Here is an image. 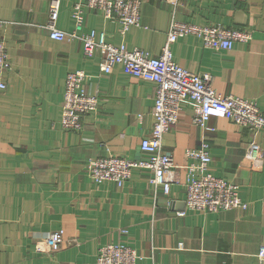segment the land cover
Masks as SVG:
<instances>
[{
  "label": "crops",
  "instance_id": "0c3cea01",
  "mask_svg": "<svg viewBox=\"0 0 264 264\" xmlns=\"http://www.w3.org/2000/svg\"><path fill=\"white\" fill-rule=\"evenodd\" d=\"M139 27L124 35L119 26L85 0H61L57 28L69 34L75 3L82 4L80 34L105 33L114 45L158 56L172 17L200 26L244 29L248 42L230 50L205 48L195 36L171 44L183 69L207 74L221 95L252 100L264 111V0H141ZM49 0H0L2 38L11 68L0 89V264H95L99 247L125 243L137 264H264V130L251 131L229 120L192 124L194 104H181L177 123L162 148L175 165L167 192L149 183L151 172L136 168L118 188L95 183L90 159L115 155L133 161L147 154L141 139L150 132L155 84L132 77L116 64L100 70L98 54L83 56L82 43L53 40L45 29ZM87 74L85 91L98 108L76 133L60 126L64 83L69 71ZM204 139L210 171L238 186L247 208L217 213L187 209L188 149ZM63 231L61 248L45 252L43 240Z\"/></svg>",
  "mask_w": 264,
  "mask_h": 264
},
{
  "label": "built area",
  "instance_id": "2783aa9c",
  "mask_svg": "<svg viewBox=\"0 0 264 264\" xmlns=\"http://www.w3.org/2000/svg\"><path fill=\"white\" fill-rule=\"evenodd\" d=\"M175 3V0H165ZM61 0H49L48 19L45 29L53 40L66 38L79 40L83 56L91 58L98 54L102 59L100 70L108 74L113 65L144 81L155 84V97L152 111L153 122L150 132L141 139V150L147 154L142 160L133 161L124 157L108 155L90 159L86 172L97 184L114 182L121 188L131 177L133 169L142 168L151 172L149 183L161 187L165 192L176 181L175 165L171 155L162 148L164 135L177 123L182 102L194 104L192 124L204 131L210 118L226 119L251 131L264 130V111L252 100L221 95L217 93L207 74H198L180 67L172 57L171 44L178 38L188 35L202 41L205 48L230 50L234 42H248L251 35L244 29H232L220 24L196 25L181 22L172 17L166 41L158 56L138 48H127L124 44L114 45L102 31L91 30L80 34L83 25L82 4L75 3L71 18L74 29L67 34L57 28ZM141 0H85L87 9L99 11L106 19L119 26L124 35L130 27H139ZM3 22L0 21V89L5 88L4 73L11 64L2 38ZM87 74L82 70L69 71L65 77L60 126L64 131L80 132L84 117L98 108V98L85 91ZM185 157L190 160L186 171L187 209L198 213H217L232 209H246L247 203L239 197L238 186L223 178L214 176L210 171L211 157L208 142L201 140L196 149H188ZM63 242V231L49 234L44 241L45 252L58 251ZM264 259V247L258 251ZM137 253L125 243H107L99 247L95 264H137Z\"/></svg>",
  "mask_w": 264,
  "mask_h": 264
},
{
  "label": "rangeland",
  "instance_id": "374dc122",
  "mask_svg": "<svg viewBox=\"0 0 264 264\" xmlns=\"http://www.w3.org/2000/svg\"><path fill=\"white\" fill-rule=\"evenodd\" d=\"M50 234V233H49ZM49 234H47L46 236H45V238H44V240H43V247H44V241H45V239H47V237L49 236Z\"/></svg>",
  "mask_w": 264,
  "mask_h": 264
}]
</instances>
